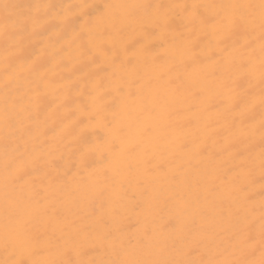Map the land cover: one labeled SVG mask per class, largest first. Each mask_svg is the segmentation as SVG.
Returning <instances> with one entry per match:
<instances>
[{
  "label": "rangeland",
  "instance_id": "1",
  "mask_svg": "<svg viewBox=\"0 0 264 264\" xmlns=\"http://www.w3.org/2000/svg\"><path fill=\"white\" fill-rule=\"evenodd\" d=\"M91 1H83L82 10L70 8L76 24L92 19L110 2L97 0L91 9ZM77 10L81 17L76 18ZM230 33L231 43L226 42L223 53L231 57L239 45L241 55V29ZM85 37L80 42H87ZM4 39L7 43L8 35ZM34 40L24 35V47ZM257 43L261 44L260 36ZM246 44L245 50L255 45ZM83 55L81 63L88 65V55ZM211 74H206L203 87L208 84L212 100L199 90L200 113L183 112L181 120L186 121L179 124L178 112L166 113L154 125L155 139L149 136L153 117L145 120L134 114L112 129L106 101L96 94L88 101L87 90L67 85L69 77L63 88L60 84L52 91L50 86L44 95L36 88L39 84H33V72L23 73L18 82L0 79V264L17 259L25 264L53 259L95 264L122 259H228L258 264L264 214V107L257 102L255 118L241 117L245 101L239 88L218 92L224 79ZM233 81L241 89V68ZM102 82L91 81L95 93L103 90ZM39 94L45 96L43 103L36 102ZM114 96L110 98L115 104ZM52 104L59 112L55 118L46 114ZM6 108L10 124L5 121ZM145 122L148 132L142 129ZM6 163L11 165L7 170ZM6 232L13 238L7 246ZM63 249H71L67 257L61 255Z\"/></svg>",
  "mask_w": 264,
  "mask_h": 264
},
{
  "label": "bare ground",
  "instance_id": "2",
  "mask_svg": "<svg viewBox=\"0 0 264 264\" xmlns=\"http://www.w3.org/2000/svg\"><path fill=\"white\" fill-rule=\"evenodd\" d=\"M8 1L10 0H3L0 4V25L6 12L3 4H10ZM83 1L86 0H14L20 3L19 11L12 13L15 16H35L36 25L33 27L29 24L27 30L17 32L15 36L8 35L7 43L5 33L0 28V79L11 83L16 78L18 82L20 75L33 72V84L38 83L36 88L44 95L45 89L50 86L52 91L60 84L63 88L66 85L63 81L69 77L65 81L68 82L67 85L71 88L74 83L79 85L80 90H87L88 101L93 100L94 94L96 98L106 101L107 119L109 118L112 129L116 123H124L129 117L133 119L134 114H140L145 120L147 116L149 119L153 117L149 136L155 139L154 125L165 119L166 113L178 112L175 118L178 124L186 121L181 120L185 117L183 112H190L194 116L200 113L196 111L203 103L202 98L198 97L199 90L203 89L205 97L212 100L208 84L203 87L206 74L211 71V77L218 75L216 80L224 79L219 84L221 88H218V92L227 94L225 88L231 92L239 88L241 100L245 101L241 103V117L257 116L256 103L261 102L264 90V83L260 78L261 53L258 51L261 44L257 43L260 36L258 10L255 26L247 30L241 29V55L239 45L234 50L237 55L234 53L230 57L223 53L229 45L226 42L231 43V33L226 26L213 27V22L231 12V9L221 8V5L259 4L260 0H110L107 5L112 7H103L94 15L93 10L88 14L93 15L92 19L84 18L76 24L69 10L75 6L82 10ZM95 1L97 0L91 1V9ZM34 5L53 7H41L37 10L32 7ZM129 5L140 7H122ZM158 5L160 7H156ZM179 5L187 7H174ZM193 5L197 7H191ZM101 13H105L107 31L89 23ZM75 16L81 17V12H76ZM165 18L168 19L167 24L164 23ZM123 29L126 30L124 33ZM24 35L35 37L36 42L24 47ZM84 35L87 42L82 43L80 41ZM73 39L78 44L73 45ZM246 43L255 45L251 50H245L248 47ZM84 53L88 55V65L82 64L84 62L81 60L86 56ZM73 57V61L82 63L75 64L71 61ZM25 59L28 60L27 63ZM40 67L45 68L46 71L43 72L46 73L41 72ZM239 68L241 89L233 81ZM100 80L103 81V90L95 93V88L90 83H99ZM42 94H39L37 103H43L41 101L45 96H41ZM112 95H115V104L111 100L113 98H110ZM252 109L257 112L250 114ZM8 111L10 113L9 109ZM58 113L54 104L46 112L51 118H55ZM66 113L64 110L63 116ZM62 121L66 123V120ZM147 125L148 122L143 123L142 129L146 130ZM168 135L172 137L174 132L171 131ZM162 146L166 148L170 145Z\"/></svg>",
  "mask_w": 264,
  "mask_h": 264
},
{
  "label": "snow or ice",
  "instance_id": "3",
  "mask_svg": "<svg viewBox=\"0 0 264 264\" xmlns=\"http://www.w3.org/2000/svg\"><path fill=\"white\" fill-rule=\"evenodd\" d=\"M6 12L3 18V23L0 25L3 32L6 35L15 36L17 32L22 30H27L29 24L33 27L36 25V17L33 15L27 16H15L12 12L8 11L9 9H15L17 5H9L7 3L3 4ZM37 10L41 7L52 8V5H34L32 6ZM89 7V6H85ZM105 9L112 7V5H105ZM127 8H136L140 6L129 5L122 6ZM156 7H160L159 5ZM174 7H187L184 5L174 6ZM196 8V5L191 6ZM221 8L231 9V12L223 16L220 20H214L213 27L220 25L226 26L229 31H237L240 29L247 30L250 27H254L256 24V12L258 10V19H259V29H260V78L261 82L264 83V0H260L259 4H231V5H221ZM89 23H94L97 28L103 27L107 31L108 24L105 20V13H101L96 16L94 20H90ZM164 23H168V19L165 18ZM261 104L264 105V90H262ZM5 121L10 124V118L7 115V108L5 112ZM261 140L264 142V118L261 120ZM147 131V130H146ZM11 165L6 163V170ZM261 166L264 168V149L261 151ZM6 188L8 177H5ZM7 201V193H6ZM262 208H264V201H262ZM6 213L10 211L9 206L6 203L5 208ZM15 239L19 241L21 239V233L17 232ZM13 242V238L9 233H5L4 243L7 246L9 243ZM71 249H63L61 255L67 257ZM5 264H25L23 259L12 260L10 262H5ZM32 264H95L92 261H72L71 259H53V260H44V261H33ZM107 264H256L254 261H233L228 259H199V260H161V259H122V260H112L107 262ZM258 264H264V214L261 216V259Z\"/></svg>",
  "mask_w": 264,
  "mask_h": 264
}]
</instances>
